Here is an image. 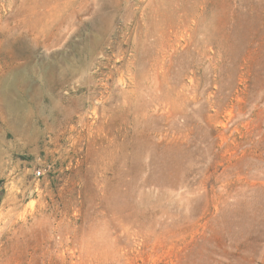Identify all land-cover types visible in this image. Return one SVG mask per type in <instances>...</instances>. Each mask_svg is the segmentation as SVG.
Segmentation results:
<instances>
[{"label":"rangeland","instance_id":"374dc122","mask_svg":"<svg viewBox=\"0 0 264 264\" xmlns=\"http://www.w3.org/2000/svg\"><path fill=\"white\" fill-rule=\"evenodd\" d=\"M0 264H264V0H0Z\"/></svg>","mask_w":264,"mask_h":264},{"label":"built area","instance_id":"2783aa9c","mask_svg":"<svg viewBox=\"0 0 264 264\" xmlns=\"http://www.w3.org/2000/svg\"><path fill=\"white\" fill-rule=\"evenodd\" d=\"M37 175H40V172H38V174Z\"/></svg>","mask_w":264,"mask_h":264}]
</instances>
